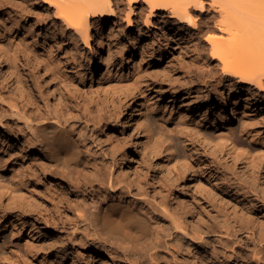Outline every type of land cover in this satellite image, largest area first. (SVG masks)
I'll return each mask as SVG.
<instances>
[{"label":"rangeland","instance_id":"rangeland-1","mask_svg":"<svg viewBox=\"0 0 264 264\" xmlns=\"http://www.w3.org/2000/svg\"><path fill=\"white\" fill-rule=\"evenodd\" d=\"M120 1L121 11L92 25L89 46L73 32H63L55 22L53 9L42 0H0V46L7 51L5 57L0 56V121L8 130L5 133L0 129V212L5 218L1 234L5 244L0 241V256L3 254L4 258L0 264H27L28 243L38 252L41 264H57L60 260L63 264H86L89 259L80 238L73 243L51 238L45 247L52 250L39 251L42 235L34 234L32 224L38 225L34 221L37 208L48 209L44 201L47 194L62 193L68 197L65 201L71 203L66 204L72 207L69 205L65 214L71 219L100 194L97 184L93 191L85 187L80 190L58 175L43 176L34 185L24 180L25 173L39 165L35 149L24 143L30 131L27 118L38 112L61 113L64 127L76 140H83L91 154H104L102 160L87 165L82 154L83 180L99 179L107 169L111 170L114 177L122 180L121 185L130 188L127 200H141L152 228L156 221L168 223L162 214L167 209L190 235H207L214 248L213 254L206 253L203 247H197L198 241L193 237L170 228L176 252L158 259L160 264H200L197 257L202 253L222 264L252 262L253 245L259 242L255 235H249L253 229L262 231L264 236V170L254 174L244 166V160L233 165L229 156L220 154L211 141L196 135L193 127L200 122L202 134L210 140H216L223 128H229L230 141L238 144L252 162L264 164V91L243 85L236 78L222 80L219 76L198 75V61H212L206 33H194L193 27L178 23L169 12H156L147 24L143 22L145 5L134 10L136 14L131 15L128 27L124 20L127 2ZM140 9L142 17L137 13ZM194 13L199 23L210 11ZM96 37L101 48L94 46ZM212 63L213 67L217 62ZM7 64L21 77L17 91L1 76ZM214 69L219 72L218 67ZM185 77L189 80L187 85ZM188 87L195 92L186 100L183 97ZM246 87L254 89L252 99L247 96ZM219 93L226 99L233 95L238 104L236 108L228 104L232 120L222 127L212 124ZM194 98L200 103L186 111L194 105ZM138 106L139 118L144 121L136 123L132 112ZM93 118L100 122L92 123ZM144 123L151 125L153 138ZM242 127L252 141L241 135ZM138 139L147 147L130 155V174L123 176L116 166L118 150L123 147L130 154L131 145H139ZM174 162L181 164L185 173ZM191 176L202 180L210 192L195 188ZM21 210L25 214H20ZM224 224L235 233L227 236L221 227ZM66 227L65 235L72 230L71 224ZM83 227V223L79 224L80 234ZM8 245L17 254L6 249ZM95 256L92 259H99L91 264H127L122 257L112 262L104 255ZM262 256L260 264H264V247Z\"/></svg>","mask_w":264,"mask_h":264},{"label":"bare ground","instance_id":"bare-ground-1","mask_svg":"<svg viewBox=\"0 0 264 264\" xmlns=\"http://www.w3.org/2000/svg\"><path fill=\"white\" fill-rule=\"evenodd\" d=\"M42 1L53 9L54 16L56 17L55 22L61 26L63 32H73V34L82 39V42L88 43V45L91 39L92 25L97 26L99 23H103L106 18L116 15L117 10L121 11L119 9L120 0ZM126 2L127 11L125 10L124 20L128 22V27L132 23L131 15L136 14L134 10L138 9V7L142 8V5H145L147 13L144 14L143 22H147V24L148 22L150 23V19L154 17L156 12H169L170 16L176 19L178 23L193 27L194 33H206L205 39L209 46V54L212 61H198L197 69L200 70L198 75L219 76L222 80L226 77H230L229 80L236 78L237 82L243 83V85L249 84L258 91H264V0H126ZM194 11L199 14H203L205 11H210V13L204 16L205 18L200 16L201 20L199 19L200 22L198 23V17ZM137 13L139 16H143L142 9ZM211 14L212 16H210ZM214 15L217 16L216 19ZM212 19L214 20L213 24H211ZM191 36H193L192 33ZM97 44L101 48L102 45L99 37H96L94 46L96 47ZM91 53L93 54V48ZM6 55L7 51L0 46V56L5 57ZM214 61L217 63L212 67L211 64ZM2 65L3 63L1 62ZM215 67L219 68V72L214 69ZM16 75L11 70L9 64L1 70L3 81L13 91H17L19 88H17L18 83H22V81L20 83L18 78L20 76L17 77ZM11 76H13L12 79ZM183 81H185V85L189 82L186 77L183 78ZM203 84L206 85L207 81H203ZM246 88L247 96L252 99L254 97L252 90L254 89L251 87ZM186 90V95L183 99L187 100L193 97L192 94L195 91L189 87ZM50 97L55 103L52 95ZM232 97L233 95H229L226 99L222 98L221 93L217 95L219 104L217 105V111L213 113L212 124L222 127V125L231 122L232 116L227 112L228 104L234 108L238 106L237 101ZM208 98L209 96H206V99ZM191 103L194 105L191 106L192 108H187L186 111L196 108L195 104L200 102L199 99L196 100L194 98ZM140 107L138 106L132 112V115L136 114V123L144 121L139 118L141 115ZM62 121L61 113L38 112L32 113L27 118V125H29L30 131L24 143L35 149L36 155L34 156H38L37 160H35L39 165L38 168L30 169L26 172L24 180L26 179L34 185V183H37L36 180L43 176L58 175L60 178L65 179L68 184H72L73 188L81 190V188L85 187V189L90 188L91 191H93L94 184H97L100 198L98 196L97 199L91 200L90 204H87L82 210L77 212L75 219H73V216L71 219L69 218L70 215L67 216L65 214V211L70 210L69 205L71 206V204H66L71 203L69 200L65 201V198L68 197H65L62 193L55 195L53 193L47 194L44 201L49 207L48 209H46L47 206L45 208H37L38 216L34 218V221L38 225L32 224L33 231H36L34 234L40 233L42 235L39 251L47 253L52 250L49 247H45L47 245L46 241L51 238H64L65 240H54L61 243L64 241L73 243L74 239L80 238L81 242H83L81 247L88 250L87 255L89 259L86 264H91L99 259H92L94 254L96 255L95 257H98L100 254L104 255L112 262L116 257H122L123 261L127 264H160L158 259L174 255L176 252V244H174L176 240L173 232L169 230L171 228L193 237L194 240L198 241L196 245L199 249L203 247L206 253L211 252L213 254L214 248L211 247V242L207 238V235L205 237L202 232V234L197 233L198 236L190 235L182 222L169 214L167 209L162 211V214L168 220V223L156 221L152 228L145 216V213L148 215L149 212L144 210L141 200H130L131 204L127 200L130 197V188L126 185H121L122 180L114 177L111 170L107 169L108 171L104 172L99 179L91 177L88 180H83L81 176L83 169L82 154H84V164L86 165L97 162V159L102 160L104 154L99 156L91 154L85 142L81 139L76 140L64 127ZM92 121L95 124L100 122V120L96 121V119ZM198 123L200 125V122ZM199 125L196 124L193 127L195 134L202 136L205 140L211 141L213 147L217 149L216 151H220V154L223 153V155H227L232 159L233 165H236L239 160H244V166L254 174L262 168L264 170V164L252 162L251 158L241 151L238 144L230 141L229 136L231 131L229 128H223L215 136L216 140H210L202 134ZM145 127L149 137L153 138L154 133L152 132L151 125L147 123ZM0 129L8 133V130L2 127L1 121ZM240 133L249 142L252 141L251 137H247L244 127L241 128ZM164 139L167 141L166 138ZM137 141L140 146L138 143H133L130 154L123 147L118 150L119 157L116 166L117 169L122 171L123 176H129L130 174L127 166L130 155L138 153L140 147L144 150L147 147L146 143L140 142V139ZM81 143L82 147L80 146ZM168 149L171 151L170 145ZM174 165H177L176 167L180 172L185 173L183 168L180 167L182 166L181 164L174 162ZM189 179L200 192H210L207 186L203 187L202 180H198L195 176H191ZM1 189L2 186L0 185V195L3 193ZM25 212V210H21L20 214H25ZM1 215L0 212V241L2 244H5L1 237L4 229L2 224L5 222V218ZM82 223L85 227H83V233L80 234L79 224L81 225ZM253 223L255 222L253 221ZM70 224L72 230L70 234L65 235L66 226ZM221 227L227 236L235 233L233 230L231 231V227L228 224H224ZM58 229L61 230L59 231ZM261 232L252 229L249 235V238L255 235L254 239L258 238L257 242L259 243L253 245L252 262H246V264H260L259 261L263 257L262 250L264 247V236ZM79 235L82 236L79 237ZM67 237L70 238L66 239ZM28 245H31V243H28ZM28 245H26L25 253L27 264H41L38 261V252L29 248ZM5 248L17 254V251L9 245L5 246ZM65 252L66 250L63 251V253ZM202 254L197 257L200 264H222L215 257ZM77 255H79L78 251H76V257ZM3 258L4 255L2 254L0 260H3ZM60 259H64V256H60ZM62 261H58L57 264H63Z\"/></svg>","mask_w":264,"mask_h":264}]
</instances>
